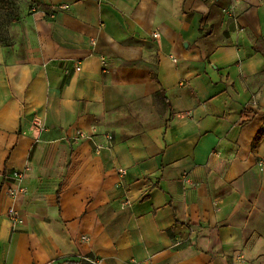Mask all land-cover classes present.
Segmentation results:
<instances>
[{
    "label": "crops",
    "instance_id": "1",
    "mask_svg": "<svg viewBox=\"0 0 264 264\" xmlns=\"http://www.w3.org/2000/svg\"><path fill=\"white\" fill-rule=\"evenodd\" d=\"M37 1L0 39V264H264V0Z\"/></svg>",
    "mask_w": 264,
    "mask_h": 264
},
{
    "label": "built area",
    "instance_id": "2",
    "mask_svg": "<svg viewBox=\"0 0 264 264\" xmlns=\"http://www.w3.org/2000/svg\"><path fill=\"white\" fill-rule=\"evenodd\" d=\"M158 35V34H157ZM156 35V36H157ZM81 68V66L80 65H78L77 64V69H80ZM77 134H78V136L76 137V139H79V138H91L92 136L91 135H89V134H87V133H85V132H83V131H81V130H78L77 131ZM108 138H109V140H112V135H108ZM29 169V166H26L25 167V170H16V171H14V173H13V177L15 178V180L16 181H20V180H22L23 179V177L25 176V172H26V170H28ZM18 189V190H17ZM12 191L14 192V193H16V191L17 192H20L22 195H23V193L25 192V187L24 186H21V187H19V188H12ZM10 217H11V219L14 221V222H18L19 221V213H18V211L17 210H14V209H12L11 211H10ZM86 260H90V262L92 263V264H99V260L98 259H95V258H93V259H91V258H88V257H86L85 258ZM42 264H63V263H61V262H59V261H49V262H46V263H42ZM79 264H83L82 263V261H80V263Z\"/></svg>",
    "mask_w": 264,
    "mask_h": 264
},
{
    "label": "trees",
    "instance_id": "3",
    "mask_svg": "<svg viewBox=\"0 0 264 264\" xmlns=\"http://www.w3.org/2000/svg\"><path fill=\"white\" fill-rule=\"evenodd\" d=\"M3 1L6 2V5L0 6V11L2 9L5 10L6 16H7L6 23L10 25V24L19 22L20 18H21V12H19V7L16 5L15 1L14 0H3ZM32 1H33V3H38L39 5H44V3H39L37 0H32ZM0 39H1V42H3L4 44L13 45L12 41L6 42V38L4 36V33L1 30H0ZM155 77L157 78L156 75H155ZM258 139H259V136H257L256 140H258ZM66 264H75V263L68 262Z\"/></svg>",
    "mask_w": 264,
    "mask_h": 264
},
{
    "label": "rangeland",
    "instance_id": "4",
    "mask_svg": "<svg viewBox=\"0 0 264 264\" xmlns=\"http://www.w3.org/2000/svg\"><path fill=\"white\" fill-rule=\"evenodd\" d=\"M16 5L19 7V12H21V9H22V4H23V1L25 0H14ZM28 1V4H29V10L33 9V7H35V3H33L32 0H27ZM6 5V2L3 1V0H0V6H5ZM6 19H7V16H6V12L5 10H1L0 11V30L4 33V36L6 38V42H10L12 41V36H11V33H10V26L11 24H7L6 23ZM7 31V32H6Z\"/></svg>",
    "mask_w": 264,
    "mask_h": 264
}]
</instances>
